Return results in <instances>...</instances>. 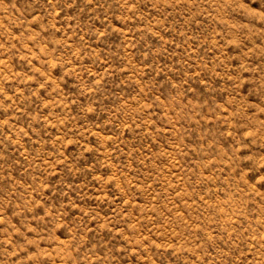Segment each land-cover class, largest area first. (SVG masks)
<instances>
[{"label":"rangeland","instance_id":"obj_1","mask_svg":"<svg viewBox=\"0 0 264 264\" xmlns=\"http://www.w3.org/2000/svg\"><path fill=\"white\" fill-rule=\"evenodd\" d=\"M0 264H264V0H0Z\"/></svg>","mask_w":264,"mask_h":264}]
</instances>
